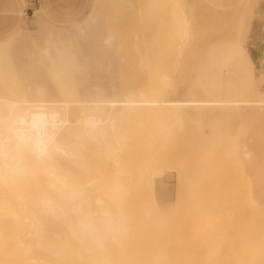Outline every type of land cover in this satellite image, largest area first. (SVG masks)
<instances>
[{"label": "rangeland", "instance_id": "374dc122", "mask_svg": "<svg viewBox=\"0 0 264 264\" xmlns=\"http://www.w3.org/2000/svg\"><path fill=\"white\" fill-rule=\"evenodd\" d=\"M55 34L71 41V69L56 59L57 47L48 46L49 59L44 54L45 40ZM0 46L6 62L0 67L3 95L5 85L13 95L17 86H41L58 98L59 82H67L91 99L264 97V0H89L84 16L68 24L34 9ZM237 107L160 106L122 115V128L111 121L101 142L114 144L120 134L134 144L124 154L119 149L117 166L133 177L135 186L128 199L133 203H123L122 209L132 206L138 215L156 210L163 222L191 234L201 208H190L185 217L178 213L190 176L209 177L210 187L218 179L220 212L226 209L227 194L234 198L231 207H238L246 161L264 162V125L249 126L250 107ZM112 168L106 161L104 169ZM186 238L196 246L199 236ZM201 254L193 249L180 262L195 264Z\"/></svg>", "mask_w": 264, "mask_h": 264}, {"label": "bare ground", "instance_id": "6f19581e", "mask_svg": "<svg viewBox=\"0 0 264 264\" xmlns=\"http://www.w3.org/2000/svg\"><path fill=\"white\" fill-rule=\"evenodd\" d=\"M49 36L47 59L48 46L57 47L56 59L71 69L70 39ZM4 64L0 53V67ZM59 84L58 98L41 86H17L16 96L5 85V95L0 93V264H192L180 260L193 249L202 253L195 264H264V162L246 161L241 203L231 207L234 198L227 194L224 212L221 199L215 200L222 194L218 179L210 187L209 177H187L178 213L185 217L194 207L201 212L191 234H184L182 226L163 222L154 207L140 215L132 206L122 209L123 203H133L128 199L135 186L117 163L119 153L134 144L119 133L114 144L101 142L111 121L119 126L121 116L134 109L160 106L250 107L249 126L261 128L263 96L91 99L77 94L79 89L67 82ZM260 110L262 114H256ZM96 156L101 158L97 162ZM106 161L113 163L112 170L104 169ZM194 234L199 236L196 246L186 238Z\"/></svg>", "mask_w": 264, "mask_h": 264}, {"label": "crops", "instance_id": "0c3cea01", "mask_svg": "<svg viewBox=\"0 0 264 264\" xmlns=\"http://www.w3.org/2000/svg\"><path fill=\"white\" fill-rule=\"evenodd\" d=\"M89 0H0V40L14 34L23 24L28 11L39 10L51 21L68 24L82 18Z\"/></svg>", "mask_w": 264, "mask_h": 264}]
</instances>
